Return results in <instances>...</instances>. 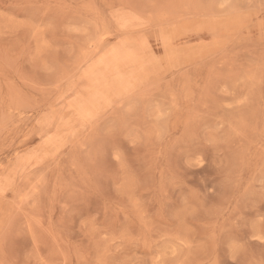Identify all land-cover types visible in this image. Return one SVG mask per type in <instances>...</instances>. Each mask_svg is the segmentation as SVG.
<instances>
[{
    "label": "rangeland",
    "instance_id": "374dc122",
    "mask_svg": "<svg viewBox=\"0 0 264 264\" xmlns=\"http://www.w3.org/2000/svg\"><path fill=\"white\" fill-rule=\"evenodd\" d=\"M0 264H264V0H0Z\"/></svg>",
    "mask_w": 264,
    "mask_h": 264
},
{
    "label": "bare ground",
    "instance_id": "6f19581e",
    "mask_svg": "<svg viewBox=\"0 0 264 264\" xmlns=\"http://www.w3.org/2000/svg\"><path fill=\"white\" fill-rule=\"evenodd\" d=\"M112 62H113V60H109V64H107L105 68L110 67Z\"/></svg>",
    "mask_w": 264,
    "mask_h": 264
}]
</instances>
